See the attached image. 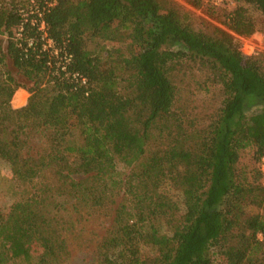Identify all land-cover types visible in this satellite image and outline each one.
I'll return each instance as SVG.
<instances>
[{"label":"trees","instance_id":"1","mask_svg":"<svg viewBox=\"0 0 264 264\" xmlns=\"http://www.w3.org/2000/svg\"><path fill=\"white\" fill-rule=\"evenodd\" d=\"M233 3L224 29L170 0H0V160L28 185L0 264L64 263L66 203L111 211L98 264H264V62L233 36L264 32V0ZM195 74L220 93L204 125L181 110Z\"/></svg>","mask_w":264,"mask_h":264},{"label":"rangeland","instance_id":"2","mask_svg":"<svg viewBox=\"0 0 264 264\" xmlns=\"http://www.w3.org/2000/svg\"><path fill=\"white\" fill-rule=\"evenodd\" d=\"M171 6L182 13H189L192 17V22L204 20L215 26L224 28L220 18L216 16L218 11L232 9L233 0H202L199 7L190 4L188 0H170ZM257 15L256 12H253ZM235 40L239 44L240 50L245 55H261L264 62V32H255L248 37L238 36L233 34ZM200 74L190 76L184 81L183 106L188 115L196 119L200 125H204L208 121V116L220 105V93L215 87L205 88L199 82ZM29 96L25 88H18L12 98L11 106L18 108L23 106ZM251 114V111L247 113ZM249 150L242 155V163H248L250 157ZM127 170V169H126ZM120 171L125 172V169ZM264 183V179L262 180ZM28 185L16 182L10 170L9 165L0 160V214L6 215L11 205L26 197ZM163 192L171 199L172 204L175 203L181 209V201L177 191L169 184L163 183L161 186ZM173 204V208L175 207ZM70 217L75 222L74 233L68 236V246L70 251L69 258L62 264H98L96 259V248L99 240L104 235L107 223L111 217L109 209H100L93 212L91 215H85L83 210L72 203L65 204ZM254 212H259L264 215L263 210L253 209ZM1 251V248H0ZM12 264H27L23 259H15Z\"/></svg>","mask_w":264,"mask_h":264},{"label":"built area","instance_id":"3","mask_svg":"<svg viewBox=\"0 0 264 264\" xmlns=\"http://www.w3.org/2000/svg\"><path fill=\"white\" fill-rule=\"evenodd\" d=\"M41 28H43V24H41ZM43 38H44V36H43ZM46 45L47 46L48 45L49 46H52V42L50 40H47ZM73 77H75L76 80H78V79L81 80V83H84L85 82L84 78H82V77L80 78L79 75H77V74H74ZM259 168H260V171H261L262 176H263V179H264V158L261 159V161L259 163Z\"/></svg>","mask_w":264,"mask_h":264}]
</instances>
